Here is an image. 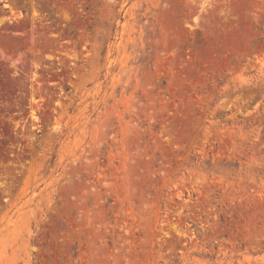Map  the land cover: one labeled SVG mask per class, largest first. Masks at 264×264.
Listing matches in <instances>:
<instances>
[{"label": "rangeland", "instance_id": "rangeland-1", "mask_svg": "<svg viewBox=\"0 0 264 264\" xmlns=\"http://www.w3.org/2000/svg\"><path fill=\"white\" fill-rule=\"evenodd\" d=\"M0 264H264V0H0Z\"/></svg>", "mask_w": 264, "mask_h": 264}]
</instances>
